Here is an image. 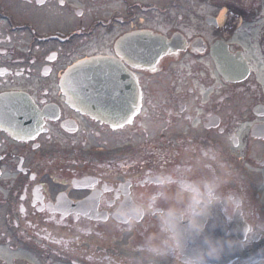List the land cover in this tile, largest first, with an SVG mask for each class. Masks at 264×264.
I'll use <instances>...</instances> for the list:
<instances>
[{
  "label": "flooded vegetation",
  "instance_id": "1",
  "mask_svg": "<svg viewBox=\"0 0 264 264\" xmlns=\"http://www.w3.org/2000/svg\"><path fill=\"white\" fill-rule=\"evenodd\" d=\"M130 34L159 39L151 59L144 41L117 45ZM91 57L134 75L143 99L131 124L113 130L125 105L114 93L108 123L65 104L61 76ZM260 64L264 0H0V98L31 100L39 120L31 136L0 129V264H129L153 225L118 227L117 194L153 190L190 143L221 150L236 177L225 194L243 215L227 222L217 208L218 222L232 239L251 233L219 264H264ZM1 105L9 118L11 102Z\"/></svg>",
  "mask_w": 264,
  "mask_h": 264
},
{
  "label": "clouds",
  "instance_id": "2",
  "mask_svg": "<svg viewBox=\"0 0 264 264\" xmlns=\"http://www.w3.org/2000/svg\"><path fill=\"white\" fill-rule=\"evenodd\" d=\"M183 152L173 168L154 174L153 190L133 191L114 203L111 216L125 231L133 232L146 220L153 225L135 245L129 264H168L170 258L171 264H219L251 235L244 232L242 239H232L218 222L217 208L227 222L243 215L242 202L225 194L236 177L221 150L190 143ZM210 222L211 232L219 227L224 235L209 233Z\"/></svg>",
  "mask_w": 264,
  "mask_h": 264
},
{
  "label": "water",
  "instance_id": "3",
  "mask_svg": "<svg viewBox=\"0 0 264 264\" xmlns=\"http://www.w3.org/2000/svg\"><path fill=\"white\" fill-rule=\"evenodd\" d=\"M117 65L119 64L95 59L73 66L64 79V88L68 93L67 98L70 99L69 95L71 96V104L76 108L86 109L91 116L98 113L103 115L108 106V86L113 80L123 82L126 97L136 93L134 83L121 65L118 72H113Z\"/></svg>",
  "mask_w": 264,
  "mask_h": 264
},
{
  "label": "snow or ice",
  "instance_id": "4",
  "mask_svg": "<svg viewBox=\"0 0 264 264\" xmlns=\"http://www.w3.org/2000/svg\"><path fill=\"white\" fill-rule=\"evenodd\" d=\"M38 3H43V0H37ZM63 2V0H61V3ZM79 15H82V13H78ZM135 63V62H133ZM137 67H139V65H136ZM120 70V66L117 65L116 68L113 69V72H118ZM151 71L155 72L156 69L155 67H153L151 69ZM143 99V94L142 93H134L131 97L126 98L125 101V105L124 107L121 109V116L114 120L113 122V130H116L117 128H123L125 126V124H131L133 117L140 112V104L139 101ZM27 135L31 136L32 133H27ZM34 138V137H33ZM238 146V145H237ZM34 179V177H33ZM94 187V184H93ZM124 197L126 198L127 196L130 195V191L126 188L124 189L123 193ZM121 193H118L116 196V199H120ZM93 199H96V197H94ZM85 215H87V213H84ZM98 215V213H96Z\"/></svg>",
  "mask_w": 264,
  "mask_h": 264
},
{
  "label": "rangeland",
  "instance_id": "5",
  "mask_svg": "<svg viewBox=\"0 0 264 264\" xmlns=\"http://www.w3.org/2000/svg\"><path fill=\"white\" fill-rule=\"evenodd\" d=\"M257 71L260 75L264 76V66L263 65H259L257 66ZM264 80V79H263ZM264 85V84H263Z\"/></svg>",
  "mask_w": 264,
  "mask_h": 264
}]
</instances>
